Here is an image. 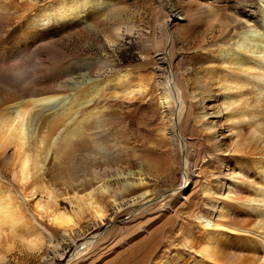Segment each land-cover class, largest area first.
Wrapping results in <instances>:
<instances>
[{
  "label": "bare ground",
  "instance_id": "obj_1",
  "mask_svg": "<svg viewBox=\"0 0 264 264\" xmlns=\"http://www.w3.org/2000/svg\"><path fill=\"white\" fill-rule=\"evenodd\" d=\"M235 1L239 13L252 10V20L234 26L220 20L218 49L207 56L206 67L201 66L188 91L199 109L203 135L222 163L202 171L205 184L201 206L192 214L194 228L189 227L182 241L183 254L163 264H264V0ZM108 5L105 0H56L22 15L9 31L0 29V181L8 173L30 192L44 194L36 206L55 226L49 231L29 225L0 182V261L12 246L9 238L38 250L61 230L74 242L67 232L80 220L102 223L109 207L144 204L155 196L142 184L144 173L136 167L128 134L130 121L121 111L125 103L120 98L133 100L144 86L129 84L120 70L91 77L114 67L95 56L58 62L50 45L36 43L47 33L86 28L90 19L107 20L113 6ZM6 23L0 21L1 27ZM113 29L121 37L118 25ZM160 38L158 53L166 60L162 34ZM76 74L82 80L76 81ZM172 75L168 70L157 87L173 137L187 108L186 89ZM207 101L210 110L208 105L202 108ZM43 111L50 112L41 115ZM188 166L184 159L183 186L176 198L187 187ZM60 197L75 209L60 210ZM80 246L73 255L88 250L89 243Z\"/></svg>",
  "mask_w": 264,
  "mask_h": 264
},
{
  "label": "rangeland",
  "instance_id": "obj_2",
  "mask_svg": "<svg viewBox=\"0 0 264 264\" xmlns=\"http://www.w3.org/2000/svg\"><path fill=\"white\" fill-rule=\"evenodd\" d=\"M54 1L33 0L28 1V4H19L14 0L2 1L0 21L7 23L5 28L0 25V29L3 32L9 31L8 28L22 21L33 8L47 6ZM105 1L113 5L109 7L111 10L107 20L103 17L90 19L91 25L86 28L73 27L47 33V36L37 38L36 43L38 46L50 45L57 53L58 62L69 64L95 56L106 62L108 60L105 64L114 67L91 77L104 78L120 70L127 73L129 84L144 86L134 94L133 100L120 98L125 103L121 111L128 115L130 121L128 134L136 149V167L144 173L142 184L155 196L144 204L109 207L102 223L80 220L72 231L67 232L71 238L74 237V242L61 230L52 233L51 243L48 239L43 240L38 250L30 249L20 238H9L12 246L7 252L4 251L0 264L170 262L175 256L183 254L182 241L189 227L194 226L192 214L201 206V189L205 184L202 171L207 173L215 167L216 162L222 163L203 135L197 117L199 109L189 98L188 91L195 75L202 70L203 65L206 67L207 56L218 49L221 39L217 27L220 20L224 19L230 26L238 22L246 23L252 20V10L246 9L245 14L239 13L234 8L235 0ZM250 1L257 4L258 0ZM23 4L26 7H22ZM24 8L25 13L22 12ZM114 25H118L117 32L121 37H115ZM160 34L163 35V49H167V61L158 53L157 40H161ZM40 57L46 58V55L41 54ZM168 70L173 74L175 84L183 92L186 89L184 102L187 110L175 126L177 135L174 138L169 133L170 114L160 108V91L157 87V80L167 76ZM74 77L76 81L82 80L77 74ZM126 103L130 105L126 107ZM210 103L204 102L202 108L208 105L206 110H210ZM49 112L43 111L41 115ZM207 119L213 117L208 116ZM181 144L185 145L184 150ZM184 159L189 163L190 179L182 198H176L175 192L183 186ZM133 178L127 180H135ZM0 182L7 188L29 225L37 228L41 225L49 231L55 227L36 206L39 201H44V194L30 192L26 185L8 173ZM57 201L60 210L71 212V209H75L74 205L62 197ZM165 202L170 204L166 206ZM64 235L67 237L64 238ZM85 243H89L88 250L78 256L73 255Z\"/></svg>",
  "mask_w": 264,
  "mask_h": 264
}]
</instances>
